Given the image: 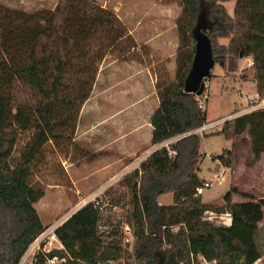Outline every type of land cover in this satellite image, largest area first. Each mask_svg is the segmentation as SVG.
<instances>
[{"label":"trees","instance_id":"16d2710c","mask_svg":"<svg viewBox=\"0 0 264 264\" xmlns=\"http://www.w3.org/2000/svg\"><path fill=\"white\" fill-rule=\"evenodd\" d=\"M176 19L178 46L174 79L160 86L159 103L150 115V143L159 144L206 122L195 94L184 91L197 37L202 35L216 64L227 56L252 57L255 89L264 99V0H179ZM233 1L230 13L226 2ZM125 28L114 13L96 0H57L53 9L27 12L0 6V264H18L33 240L46 228L34 203L41 192L30 183L31 164L49 141L61 137L89 97L95 77L89 44L108 45L123 37ZM228 39L227 44L219 42ZM90 60V61H89ZM212 67V68H213ZM208 80L212 76L211 70ZM31 130L18 162H10L19 132ZM247 131L248 137L241 135ZM220 133L232 140L231 148L215 155L229 166L239 144L249 142L254 159L264 154V108L226 120ZM241 136L239 143L233 141ZM200 134L179 138L168 149H156L136 168L127 184L133 205L138 264H253L261 257L256 243L263 219L264 197L211 208L195 189L199 177ZM171 193L172 203L159 204L160 195ZM228 213L227 226L204 219L207 210ZM101 211L89 202L56 229L62 249L39 253L35 264H105L121 257L119 244L104 242L99 229Z\"/></svg>","mask_w":264,"mask_h":264},{"label":"rangeland","instance_id":"374dc122","mask_svg":"<svg viewBox=\"0 0 264 264\" xmlns=\"http://www.w3.org/2000/svg\"><path fill=\"white\" fill-rule=\"evenodd\" d=\"M57 0H0V6L34 12L53 9ZM114 13L125 34L114 45L96 40L88 46L94 60L95 77L89 97L81 104L76 119L67 128H57L61 137L47 142L31 164L30 185L41 192L34 207L45 227L64 222L84 199L99 205V229L104 242L119 244L121 257L105 264H138L133 256L135 228L131 213L130 174L156 149L171 139L152 145L148 139L149 117L157 108L161 85L174 79L178 46L176 19L179 0H96ZM233 1L225 6L231 13ZM227 44L228 39H220ZM90 61V60H89ZM209 78L205 101L206 122H223L200 135L198 175L202 180L214 175L215 155L231 148L232 140L220 130L226 120L253 111L261 104L254 96L255 79L252 57L229 56L226 66L216 64ZM257 100V101H254ZM257 110V109H256ZM32 131H20L11 154L15 165ZM242 137H248L245 131ZM233 141L239 143L240 137ZM170 147V145H169ZM200 173V174H199ZM238 193L231 201L241 202L264 197V154L254 159L249 142L239 144L224 180L213 183L200 195L211 208L224 206V194L231 188ZM159 204L172 203V194L157 198ZM75 213V212H74ZM204 219L216 225L230 223L228 213L214 209ZM129 231H127V228ZM256 243L261 257L253 264H264V210L258 223ZM56 243L45 244L50 252ZM201 264H208L198 258Z\"/></svg>","mask_w":264,"mask_h":264},{"label":"built area","instance_id":"2783aa9c","mask_svg":"<svg viewBox=\"0 0 264 264\" xmlns=\"http://www.w3.org/2000/svg\"><path fill=\"white\" fill-rule=\"evenodd\" d=\"M208 88H209V80L205 79L203 82L202 93L199 95H195V99L198 102V106L202 111L206 110L205 101L208 98ZM251 108L252 110L264 108V99L261 100V104L259 105L258 104L251 105ZM222 122H223V119H217V120H213L210 122H204L202 125H200L199 127L195 129L189 130L185 133H182L180 135L170 138L171 140L168 143H165L166 145L165 147L168 149V156L170 158H173L176 155V151L171 149L169 145L174 143L177 139L189 136L191 134L202 135L205 133L206 130L213 128L214 126ZM226 168L227 166L223 165L218 160H216L213 177L208 180H203L202 183L196 187L195 189L196 195H201L204 192V190L206 188H209L213 183H221L224 180ZM89 202H92V200L91 199L82 200L81 203L73 211V213L81 209L83 206H85ZM67 219L68 218H66L65 220ZM62 223L63 222L55 223V224L47 226L28 246V248L25 250V252L21 256L18 264H35L37 255L39 253H48L49 250H47L46 248H42V246H45V244L51 245L52 243H56L57 245L54 246L52 249H62L63 245L60 243L56 235V229ZM126 228H127V231H129L128 227ZM55 262H58V259L56 257H53L52 259H47L45 261V264H52Z\"/></svg>","mask_w":264,"mask_h":264},{"label":"water","instance_id":"95a60500","mask_svg":"<svg viewBox=\"0 0 264 264\" xmlns=\"http://www.w3.org/2000/svg\"><path fill=\"white\" fill-rule=\"evenodd\" d=\"M196 37V50L184 91L199 95L203 91V82L208 78L214 63L209 50V43L205 37L202 35H196Z\"/></svg>","mask_w":264,"mask_h":264},{"label":"crops","instance_id":"0c3cea01","mask_svg":"<svg viewBox=\"0 0 264 264\" xmlns=\"http://www.w3.org/2000/svg\"><path fill=\"white\" fill-rule=\"evenodd\" d=\"M229 56L230 55H228L227 56V59H226V63H227V61H228V59H229ZM248 58V57H247ZM235 59H240V58H235ZM226 63H225V65L224 66H226ZM209 85H210V81H209ZM251 98H253V99H257V93H256V91L254 92V96H252ZM254 101H257V100H254ZM159 103V102H158ZM152 114V113H151ZM149 119H150V117H149ZM151 131H152V127H151V125H150V122H149V134H148V139L150 140V138H151ZM200 174V173H199Z\"/></svg>","mask_w":264,"mask_h":264}]
</instances>
